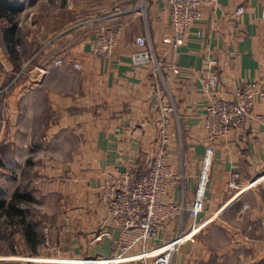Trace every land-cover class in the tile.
<instances>
[{
	"label": "crops",
	"instance_id": "crops-1",
	"mask_svg": "<svg viewBox=\"0 0 264 264\" xmlns=\"http://www.w3.org/2000/svg\"><path fill=\"white\" fill-rule=\"evenodd\" d=\"M18 1L22 9L14 16L13 56L5 48L7 23L0 17V147L10 149L7 164H13L17 179L31 160V194L49 220L37 224L41 241L32 249L17 229L13 246L19 250L0 253V264H96L120 255L114 247L117 226L98 199L101 170L147 169L162 101L172 99L177 115L171 118L167 162L185 170L183 190L177 183L166 197L178 202L183 192L190 204L204 164L207 97L234 100L244 84L264 83V0L203 6L201 18L177 46L162 41L172 36L163 0H145L144 15L137 0ZM104 4L116 7L103 11ZM237 5L242 12H235ZM104 23L121 26L113 54L105 58L92 51L93 35ZM137 34L149 36L163 80L152 74L150 64H131ZM57 57L62 61L55 64ZM73 61L80 67H72ZM206 73L216 77L207 90ZM255 112H264V100L256 99L251 116L214 142L206 163L204 207L191 231H199L201 264H264V126ZM6 165L0 161V178L8 172ZM233 174L236 187L230 185ZM14 187L0 188L5 199ZM165 234L159 231L145 248ZM45 240L48 245H41ZM140 250L135 245L127 253ZM127 258L111 264H136Z\"/></svg>",
	"mask_w": 264,
	"mask_h": 264
},
{
	"label": "built area",
	"instance_id": "built-area-1",
	"mask_svg": "<svg viewBox=\"0 0 264 264\" xmlns=\"http://www.w3.org/2000/svg\"><path fill=\"white\" fill-rule=\"evenodd\" d=\"M163 1L168 7L172 36L165 37L162 41L172 46L182 43L193 21L201 18L203 6L214 5L217 2V0ZM137 10L145 11L144 0L137 6ZM242 11L243 6L237 5L235 12ZM260 15L264 18V11H261ZM93 20L101 22L99 16L93 17ZM120 33L121 26L111 27L105 23L99 24L93 35V53L104 58L111 56ZM130 60L133 66L150 64L152 74L163 80L162 64L153 50L148 35L137 34L134 38ZM61 61L62 59L57 57L54 63ZM208 63H214V59H209ZM72 67L79 68L80 65L77 61H73ZM170 67L173 72H178L177 67ZM203 82L207 90L216 83V77L212 73H206ZM234 97V100L219 98L213 94L207 97L203 116V129L207 135L204 164L190 204L185 203L183 192L178 202H173L166 197L168 189L177 183L183 190L185 181V170L176 171L166 158L171 118L172 114L176 115L172 99L166 103L162 101L158 106V117L155 120L158 136L154 156L147 169L137 172L128 166L124 170L111 168L101 170L98 199L105 205L107 215L117 226L119 234L114 240V247L119 250L120 255L99 259L95 261L96 264H111L113 259L121 257H128L127 259L136 264H149L148 258L152 259V264H172V258L179 250L180 244L191 236L194 226L195 228L198 226L196 221L204 207L203 194L207 181V164L214 152V142L227 136L230 130L239 128L245 119L251 116L255 100H264V83L252 80L237 88ZM253 116L264 126V112H255ZM235 176L233 174L230 181L233 187L237 186L234 181ZM188 226L191 227L190 231L187 230ZM159 231L170 233L159 244V250L151 251V248H145L147 240L155 238ZM41 245H48V242L45 240L41 242ZM135 245L141 247L140 252L128 254L127 251Z\"/></svg>",
	"mask_w": 264,
	"mask_h": 264
},
{
	"label": "trees",
	"instance_id": "trees-1",
	"mask_svg": "<svg viewBox=\"0 0 264 264\" xmlns=\"http://www.w3.org/2000/svg\"><path fill=\"white\" fill-rule=\"evenodd\" d=\"M21 9L22 3L18 0H0V17H3L7 23L2 30V39L7 52L12 56L14 55L13 47L18 41V22L14 16ZM32 200L31 192L20 188V186L14 188L8 199H5L0 193V225L3 223L2 226L8 231L5 235L0 230V240L5 236L12 238L13 232L20 229L26 244L31 249L41 241V234L36 230L37 222L27 217L28 204Z\"/></svg>",
	"mask_w": 264,
	"mask_h": 264
},
{
	"label": "rangeland",
	"instance_id": "rangeland-1",
	"mask_svg": "<svg viewBox=\"0 0 264 264\" xmlns=\"http://www.w3.org/2000/svg\"><path fill=\"white\" fill-rule=\"evenodd\" d=\"M145 1V0H144ZM137 3L139 5L142 4V0H137ZM146 5V3H145ZM115 6H109V8H106V5L104 4V6L101 7V10H106L108 9L109 11H112ZM139 13L141 14H146V7H145V11L142 12L141 10H138ZM0 151H3V155L0 156V161L3 162V166H5L8 161H10L11 158V154L9 155L10 149L5 147L3 149V147H0ZM30 165H31V160L27 159L26 163L23 166V169L20 171L19 174V178H16V173H15V169L13 167V164H7L6 167L4 169H6L8 172L6 174L5 177L0 178V188L2 190H9L11 188V186H20V188L22 189H27L28 191L31 192L32 190V181L33 179H31L30 177H28L29 175V170H30ZM3 174V175H4ZM70 179V178H69ZM14 187V188H15ZM14 190V189H13ZM0 193L3 195V193L0 191ZM33 195V194H32ZM4 197V195H3ZM39 199L33 196V200L31 202H29L28 204V213H27V217L31 218V219H37V224H43L45 221H48L49 218L47 215L39 212L38 210V203H39ZM197 224H198V218H197ZM3 223L0 225V230L3 231V234L7 235L6 233L8 232L3 226ZM193 227V225L191 226ZM191 227L188 226L187 230L190 231ZM195 227V226H194ZM10 229V227L8 228V230ZM13 230H15V228H13ZM12 231V228H11ZM15 232V231H14ZM13 232V236L12 238L9 236H5L4 238H2L0 240V253L1 254H6V253H10L12 251H16L19 250L15 248L14 245V239H15V233ZM164 233H169L164 231ZM169 234H165L164 235V239H166ZM161 243V241H159V243L156 244H152V246L149 247V249L151 248V251H155V248H160L159 244ZM180 248L178 251H176L175 255L172 258V264H201L200 261V244H199V231H195L194 233L191 234V236H189L185 241H183L180 244ZM154 248V250H153Z\"/></svg>",
	"mask_w": 264,
	"mask_h": 264
}]
</instances>
